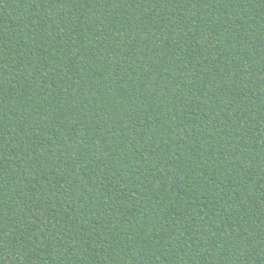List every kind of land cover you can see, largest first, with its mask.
<instances>
[{
    "label": "trees",
    "instance_id": "16d2710c",
    "mask_svg": "<svg viewBox=\"0 0 264 264\" xmlns=\"http://www.w3.org/2000/svg\"><path fill=\"white\" fill-rule=\"evenodd\" d=\"M0 264H264V0H0Z\"/></svg>",
    "mask_w": 264,
    "mask_h": 264
}]
</instances>
